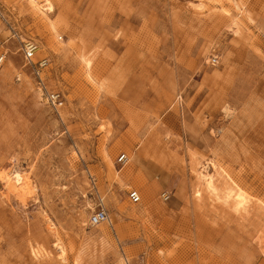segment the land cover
Segmentation results:
<instances>
[{
    "label": "rangeland",
    "instance_id": "1",
    "mask_svg": "<svg viewBox=\"0 0 264 264\" xmlns=\"http://www.w3.org/2000/svg\"><path fill=\"white\" fill-rule=\"evenodd\" d=\"M36 2L0 0V264H264V0Z\"/></svg>",
    "mask_w": 264,
    "mask_h": 264
},
{
    "label": "built area",
    "instance_id": "2",
    "mask_svg": "<svg viewBox=\"0 0 264 264\" xmlns=\"http://www.w3.org/2000/svg\"><path fill=\"white\" fill-rule=\"evenodd\" d=\"M0 47H2L1 41H0ZM22 55L24 63L27 65L32 66V71L35 77V82L37 85V89L40 92V95L45 99V101L53 108L57 109L59 108L63 102V96L62 94L57 90H48L45 84V80L43 77V71L47 67L49 60L48 58L44 57L37 61H34V56L37 50L39 49V45L35 40L27 39L22 42ZM6 56V52L3 49H0V67L2 66L4 59ZM216 61V58L213 57L211 59V62L214 63ZM127 155L125 153H121L117 157V162L119 164L124 163L127 161ZM161 197L163 200L168 199L167 193H162ZM128 199L132 203H138L140 201V194L135 189H130L128 191ZM108 219V214L104 208H98L94 212H92L88 217V223L90 225H98Z\"/></svg>",
    "mask_w": 264,
    "mask_h": 264
},
{
    "label": "bare ground",
    "instance_id": "3",
    "mask_svg": "<svg viewBox=\"0 0 264 264\" xmlns=\"http://www.w3.org/2000/svg\"><path fill=\"white\" fill-rule=\"evenodd\" d=\"M229 2H232V0H227ZM28 3H30L31 5L35 6L37 4L36 0H28ZM39 6V4H37ZM36 5V6H37ZM47 5V4H46ZM42 8L41 10L42 11H51L52 10V7L47 5L46 7L43 6V4H41ZM40 6V7H41ZM44 7V8H43ZM40 10V11H41ZM86 66L89 67L90 66V62L89 60H87L86 62ZM12 173V172H11ZM199 177L205 182L206 186L210 189V191H216V188L214 186V182H213V177L209 174V173H206V172H200L199 173ZM8 179V178H7ZM13 186H14V190L15 192H19V193H22V192H25L26 190V187H25V176L20 173V172H15L10 181ZM234 192V191H233ZM239 193V192H238ZM238 193H234V199L236 200V204L237 205H243L246 201V197L244 194H238ZM241 193V192H240ZM231 193L228 192V194H226L227 196H230ZM248 204V203H247ZM237 209V208H236ZM118 240V239H117ZM119 241V240H118ZM116 241V242H118ZM58 248H59V251H60V257L63 259V260H66L65 259V249L63 248V246L57 244ZM76 258V257H75ZM75 262V261H74ZM77 263V262H75ZM79 263V262H78ZM65 264H67L65 262Z\"/></svg>",
    "mask_w": 264,
    "mask_h": 264
}]
</instances>
